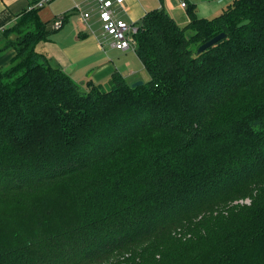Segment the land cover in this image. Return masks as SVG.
Returning a JSON list of instances; mask_svg holds the SVG:
<instances>
[{
    "label": "trees",
    "instance_id": "1",
    "mask_svg": "<svg viewBox=\"0 0 264 264\" xmlns=\"http://www.w3.org/2000/svg\"><path fill=\"white\" fill-rule=\"evenodd\" d=\"M41 10L0 40V264H264V0L148 11L137 87L52 64Z\"/></svg>",
    "mask_w": 264,
    "mask_h": 264
},
{
    "label": "crops",
    "instance_id": "2",
    "mask_svg": "<svg viewBox=\"0 0 264 264\" xmlns=\"http://www.w3.org/2000/svg\"><path fill=\"white\" fill-rule=\"evenodd\" d=\"M40 0H0V40L2 32L13 26L20 14L27 11L30 6L35 5ZM115 1V0H114ZM182 1H186L187 5L182 7ZM233 0H124L122 3H115L114 10L118 18L124 19L128 23L139 26V22L144 15L151 10L162 8L166 10L176 22L181 26H186L190 19V8L193 7L197 11L200 18H212L220 14L227 5L231 4ZM79 11L82 17L74 15L73 12ZM91 11L88 19H85V13ZM40 14L44 20L53 21L62 15L65 17V24L70 25V29L60 35L57 39L52 38L57 31L49 36L46 41H43L37 46L43 45L44 50L39 51L50 58L51 63L60 65L67 73L71 75L77 82L78 77H74V73H79L84 70L95 71L97 82L101 84H110L112 64L114 59L111 58L113 54L120 53V50L114 49L112 44V37L104 32L102 23L100 21L99 12H97L96 0H51L47 3ZM50 26V24H49ZM53 26V25H52ZM51 27V26H50ZM52 28V27H51ZM61 28V30H62ZM96 28H100L106 41L110 43L108 46L110 50L101 48L99 46V37ZM90 29L96 33L92 34ZM65 35V38H64ZM71 37V38H69ZM98 37V40H97ZM83 41H88L91 46V53H83L85 46ZM103 47V46H102ZM108 52V55L105 52ZM124 59L128 64L125 70L124 65L117 70L122 73L126 81L130 84L139 80L137 66H141L142 62L131 51H121ZM131 52V53H130ZM16 49L10 48L0 51V68L10 65L14 61ZM136 54V53H135ZM144 67V66H143ZM145 69V68H144ZM81 70V71H80ZM90 77V76H88ZM84 81V80H83Z\"/></svg>",
    "mask_w": 264,
    "mask_h": 264
},
{
    "label": "built area",
    "instance_id": "3",
    "mask_svg": "<svg viewBox=\"0 0 264 264\" xmlns=\"http://www.w3.org/2000/svg\"><path fill=\"white\" fill-rule=\"evenodd\" d=\"M51 0H40L35 5L30 6L28 10L42 9ZM97 1V12H99L100 21L105 33L112 37L111 46L114 49L126 51L130 50L131 46L134 45L136 48V40H134L135 34L138 31V27L132 23H128L124 19L118 18L114 10L115 3H122L124 0H96ZM182 7L187 5L186 1H182ZM91 15V11L85 13V19H88ZM65 23V17H57L52 28L59 30ZM135 50V49H134Z\"/></svg>",
    "mask_w": 264,
    "mask_h": 264
},
{
    "label": "rangeland",
    "instance_id": "4",
    "mask_svg": "<svg viewBox=\"0 0 264 264\" xmlns=\"http://www.w3.org/2000/svg\"><path fill=\"white\" fill-rule=\"evenodd\" d=\"M73 13H74V15H79L80 17H82V13H80L79 11H76V12H73ZM60 16H62V15H59V17ZM54 22H55V20L51 21V23H50L51 27L54 24ZM69 29H70V25H68V22H67V24H65V27L62 28V30L59 29V31H57L54 35H52V38L57 39L60 35L66 33ZM90 30H91L90 32L92 34H95L97 32V35L99 37V40H98V37H97V40L99 42H101V43H99V46L102 45L103 47L100 46L101 48H104V49L107 48V50H110V48L108 47L110 45V43H108V41H106V37H104V35L102 34L103 30L101 31L100 28H96V32L93 29H90ZM64 38H65V35H64ZM69 38H71V37H69ZM83 44L85 46V49H84L83 53H86V54L87 53H91V46H90L89 42L88 41L87 42L83 41ZM44 49L45 48H44L43 45L38 47V51H41V50L43 51ZM134 49H135V46L132 45L131 49L128 50V51L133 52V51H135ZM119 52L122 53L121 50ZM105 53L108 55L107 51ZM120 53H116V54L111 55L112 56L111 58H113L114 62H115L114 64H112V69L114 71H117V65H118V67L120 65L119 69H121L122 65H124L125 70L128 68V64H127V62L124 59V55L120 54ZM133 53H134V55H136L135 52H133ZM136 57H138V56L136 55ZM137 70H138L137 72H138L139 80L143 81L144 83H147V81L150 80V75H149V72L147 71V69H144L143 64H141V66L138 64ZM94 73H95V71H91V70L88 69V70H84V73H83V71H81L80 74L79 73H74V77H78L77 80H80L78 82L81 83L82 86L87 87L86 84H87V82L89 80H92L93 82H97L98 78L95 77ZM88 76H90V77H88ZM108 84L109 83H107L106 85H108ZM130 84L132 85V83H130ZM233 204H247V205H250L251 204V200H250L249 197H246V198L239 199V201H235Z\"/></svg>",
    "mask_w": 264,
    "mask_h": 264
},
{
    "label": "water",
    "instance_id": "5",
    "mask_svg": "<svg viewBox=\"0 0 264 264\" xmlns=\"http://www.w3.org/2000/svg\"><path fill=\"white\" fill-rule=\"evenodd\" d=\"M248 23H249V20L247 19V20L241 22L239 24V27H243V26L247 25ZM224 38H226V33L225 32L218 33V35L212 37V39H210V40L204 42L203 44H201L197 48L196 53L201 54L202 52H204L205 49L215 45L216 43H218L219 40L224 39ZM141 85H144V82L141 81V80H138V81H135V82L132 83L133 87H137V86H141Z\"/></svg>",
    "mask_w": 264,
    "mask_h": 264
}]
</instances>
